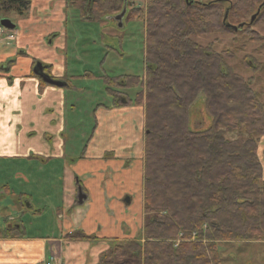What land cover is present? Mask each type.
Instances as JSON below:
<instances>
[{
    "label": "trees",
    "instance_id": "trees-1",
    "mask_svg": "<svg viewBox=\"0 0 264 264\" xmlns=\"http://www.w3.org/2000/svg\"><path fill=\"white\" fill-rule=\"evenodd\" d=\"M263 1L149 0L130 8L127 19L145 26L144 78L102 81L110 107L143 105V221L136 238L115 243L98 264H222V244L264 241V98L252 88L264 66L244 55L240 66L253 75L244 76L227 63L231 51H215L216 40H192L231 32L262 40L253 26L264 22V5L250 20ZM123 2L91 0L81 13L98 21ZM30 8L31 0H0V14ZM136 86L144 92L133 101L117 90ZM199 97L210 125L193 129Z\"/></svg>",
    "mask_w": 264,
    "mask_h": 264
},
{
    "label": "crops",
    "instance_id": "crops-1",
    "mask_svg": "<svg viewBox=\"0 0 264 264\" xmlns=\"http://www.w3.org/2000/svg\"><path fill=\"white\" fill-rule=\"evenodd\" d=\"M72 2L31 0L0 36V264H98L142 228L143 108L90 103L77 118L73 97L92 75L68 66ZM36 63L63 85L37 77Z\"/></svg>",
    "mask_w": 264,
    "mask_h": 264
},
{
    "label": "rangeland",
    "instance_id": "rangeland-1",
    "mask_svg": "<svg viewBox=\"0 0 264 264\" xmlns=\"http://www.w3.org/2000/svg\"><path fill=\"white\" fill-rule=\"evenodd\" d=\"M90 1L73 0L71 6L75 8L76 12L68 13V22L66 24V40L69 56L68 66L71 70V75L82 77L88 73L92 75L90 78L92 89L89 88L87 93H78L77 98L75 96L73 97V100H76L79 107L77 108V111L80 113L77 114L78 119L87 116V113L90 111L89 108L91 107L90 103L96 105L110 102L104 89L106 85L103 84L102 76L108 78H117L118 76L144 78L145 75V26L142 21L136 19L128 20L127 16L130 8L144 9L149 0H124L120 12H105L98 18V21H88L82 16L81 9L85 8L86 12L87 7L84 4H88ZM109 1L118 2V0ZM123 8H125V14L120 21L122 27H119V21H117L116 16L122 12ZM26 16L27 13L23 14V17ZM18 18L22 19V16L13 12L0 14V20L6 19L14 24ZM253 29L263 37L262 40L250 43L246 37L235 32L222 35L192 36V40L201 45L216 40L214 45L215 51H231L234 57L227 61V63L234 68L235 72L248 76L251 73L249 72V74L240 66L244 55L257 59L264 66V22L253 26ZM23 57L27 58L28 56ZM13 58L15 59V57ZM73 80L79 79L75 77ZM75 85H83L87 88L90 86L88 84L86 85V83H76ZM252 88L261 95V99L264 98V71L260 73L258 79L255 78ZM117 90L131 101L135 99L137 93L144 92L143 88L141 89L137 86L130 90ZM202 103V97H199L193 106L190 122L193 129L206 128L210 125V120L203 111ZM81 127L89 128L88 130L90 131L94 126L93 123L87 124L86 126L78 125V131ZM142 129V141H144V124L142 125ZM78 131L76 135L77 139L79 136ZM234 136L235 134L226 135L229 139L234 138ZM261 144L258 155L264 168V136L262 137ZM262 180L264 181V169ZM1 210H3V207H1ZM1 222L3 223V220ZM220 248L222 264H264V241L224 243Z\"/></svg>",
    "mask_w": 264,
    "mask_h": 264
},
{
    "label": "water",
    "instance_id": "water-1",
    "mask_svg": "<svg viewBox=\"0 0 264 264\" xmlns=\"http://www.w3.org/2000/svg\"><path fill=\"white\" fill-rule=\"evenodd\" d=\"M263 5H264V1H263L262 5L258 8L257 12L251 17L250 23H252L255 20L257 14L260 11V8ZM124 14H125V8H123L122 9V12L118 16H116L117 21L120 22ZM0 26L3 27V28H5V29H13L14 28V25L9 20H6V19L0 20ZM240 26H242V25H240ZM33 73L37 77L41 78L47 84H51V85H54V86H62L63 85L62 82L52 80L47 74H45L44 71H43V67H42V65L40 63H36L34 65V67H33ZM83 199H84L83 196L82 195H79L78 202L81 204L83 202Z\"/></svg>",
    "mask_w": 264,
    "mask_h": 264
},
{
    "label": "built area",
    "instance_id": "built-area-1",
    "mask_svg": "<svg viewBox=\"0 0 264 264\" xmlns=\"http://www.w3.org/2000/svg\"><path fill=\"white\" fill-rule=\"evenodd\" d=\"M4 34V30L0 28V36ZM43 264H53V260H47Z\"/></svg>",
    "mask_w": 264,
    "mask_h": 264
}]
</instances>
